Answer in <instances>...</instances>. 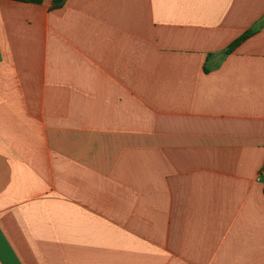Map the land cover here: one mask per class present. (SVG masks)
Wrapping results in <instances>:
<instances>
[{
  "label": "crops",
  "instance_id": "obj_1",
  "mask_svg": "<svg viewBox=\"0 0 264 264\" xmlns=\"http://www.w3.org/2000/svg\"><path fill=\"white\" fill-rule=\"evenodd\" d=\"M40 1L0 0V264H264V0Z\"/></svg>",
  "mask_w": 264,
  "mask_h": 264
},
{
  "label": "trees",
  "instance_id": "obj_2",
  "mask_svg": "<svg viewBox=\"0 0 264 264\" xmlns=\"http://www.w3.org/2000/svg\"><path fill=\"white\" fill-rule=\"evenodd\" d=\"M14 1H19V2H30V3H36L39 4L41 3L40 0H14ZM65 0H54L53 5H52V10H57L61 8L64 4ZM256 32L254 30H250L245 32L240 38H238L236 41H234L226 50V54H230L233 52L239 45H241L244 41L249 39L252 35H254Z\"/></svg>",
  "mask_w": 264,
  "mask_h": 264
},
{
  "label": "built area",
  "instance_id": "obj_3",
  "mask_svg": "<svg viewBox=\"0 0 264 264\" xmlns=\"http://www.w3.org/2000/svg\"><path fill=\"white\" fill-rule=\"evenodd\" d=\"M257 179H258L259 181H261L262 179H264V168L260 170Z\"/></svg>",
  "mask_w": 264,
  "mask_h": 264
}]
</instances>
